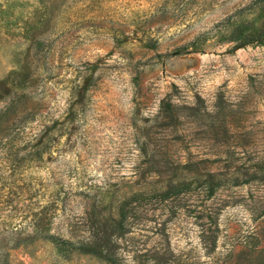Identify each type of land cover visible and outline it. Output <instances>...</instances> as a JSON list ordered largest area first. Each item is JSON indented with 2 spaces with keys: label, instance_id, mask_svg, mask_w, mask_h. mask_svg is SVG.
<instances>
[{
  "label": "rangeland",
  "instance_id": "obj_1",
  "mask_svg": "<svg viewBox=\"0 0 264 264\" xmlns=\"http://www.w3.org/2000/svg\"><path fill=\"white\" fill-rule=\"evenodd\" d=\"M121 213L116 264H264V0H0V264Z\"/></svg>",
  "mask_w": 264,
  "mask_h": 264
},
{
  "label": "trees",
  "instance_id": "obj_2",
  "mask_svg": "<svg viewBox=\"0 0 264 264\" xmlns=\"http://www.w3.org/2000/svg\"><path fill=\"white\" fill-rule=\"evenodd\" d=\"M246 37L247 35H245L244 38L242 37L243 39L240 40L246 41ZM164 110L167 111V107H165ZM205 182H208L207 186L205 187V192L208 196H211L217 187V183H214L212 180H204V182L201 183ZM188 186L189 183H182L176 186L169 187L164 192L155 193L154 196L165 198L169 195H176L187 190ZM142 197L143 194H134L131 200L137 201L138 198ZM124 219L125 217L121 213L118 214V217L113 220L111 224H108L107 221L99 222L100 224L94 227L91 231L90 240L86 241L85 243L81 241L63 240L51 235H45L43 239L45 241H48L50 244H53L56 247L57 251L66 252L67 254L73 252L80 255H89L100 258L107 264H116L113 253L112 238L118 237L121 234V231L124 228Z\"/></svg>",
  "mask_w": 264,
  "mask_h": 264
}]
</instances>
